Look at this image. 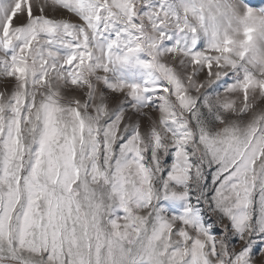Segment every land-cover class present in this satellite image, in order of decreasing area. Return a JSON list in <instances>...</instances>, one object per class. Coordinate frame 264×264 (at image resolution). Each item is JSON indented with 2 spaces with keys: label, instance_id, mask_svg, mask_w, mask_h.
<instances>
[{
  "label": "snow or ice",
  "instance_id": "obj_1",
  "mask_svg": "<svg viewBox=\"0 0 264 264\" xmlns=\"http://www.w3.org/2000/svg\"><path fill=\"white\" fill-rule=\"evenodd\" d=\"M258 28L242 0H0V264H264Z\"/></svg>",
  "mask_w": 264,
  "mask_h": 264
},
{
  "label": "clouds",
  "instance_id": "obj_2",
  "mask_svg": "<svg viewBox=\"0 0 264 264\" xmlns=\"http://www.w3.org/2000/svg\"><path fill=\"white\" fill-rule=\"evenodd\" d=\"M232 2L238 7L241 5V0H232ZM246 9L240 7L239 17H232L230 20L221 21L222 26L228 31V33L237 41L245 39L244 28L246 20ZM249 55L253 58L264 60V29H257L253 33V40L250 46ZM256 70L262 71L261 65L257 64Z\"/></svg>",
  "mask_w": 264,
  "mask_h": 264
},
{
  "label": "rangeland",
  "instance_id": "obj_3",
  "mask_svg": "<svg viewBox=\"0 0 264 264\" xmlns=\"http://www.w3.org/2000/svg\"><path fill=\"white\" fill-rule=\"evenodd\" d=\"M242 3L254 9H264V0H242Z\"/></svg>",
  "mask_w": 264,
  "mask_h": 264
}]
</instances>
